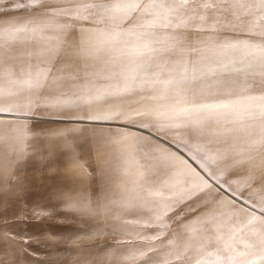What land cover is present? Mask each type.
I'll return each instance as SVG.
<instances>
[{"label": "snow or ice", "instance_id": "1", "mask_svg": "<svg viewBox=\"0 0 264 264\" xmlns=\"http://www.w3.org/2000/svg\"><path fill=\"white\" fill-rule=\"evenodd\" d=\"M0 201V264H264V0H0Z\"/></svg>", "mask_w": 264, "mask_h": 264}, {"label": "rangeland", "instance_id": "2", "mask_svg": "<svg viewBox=\"0 0 264 264\" xmlns=\"http://www.w3.org/2000/svg\"><path fill=\"white\" fill-rule=\"evenodd\" d=\"M41 191H43V189H40ZM3 211V202L2 201H0V212H2ZM10 215H11V213H10Z\"/></svg>", "mask_w": 264, "mask_h": 264}]
</instances>
